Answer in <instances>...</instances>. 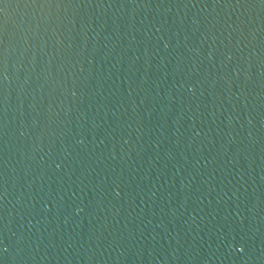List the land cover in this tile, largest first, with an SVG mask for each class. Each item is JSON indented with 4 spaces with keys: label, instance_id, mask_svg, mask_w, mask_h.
<instances>
[{
    "label": "water",
    "instance_id": "obj_1",
    "mask_svg": "<svg viewBox=\"0 0 264 264\" xmlns=\"http://www.w3.org/2000/svg\"><path fill=\"white\" fill-rule=\"evenodd\" d=\"M6 2L0 264H264L260 0Z\"/></svg>",
    "mask_w": 264,
    "mask_h": 264
},
{
    "label": "snow or ice",
    "instance_id": "obj_2",
    "mask_svg": "<svg viewBox=\"0 0 264 264\" xmlns=\"http://www.w3.org/2000/svg\"><path fill=\"white\" fill-rule=\"evenodd\" d=\"M7 3H8V2H6V0H0V5H2V7H0V13H3V12L5 11L4 6H5ZM260 3H261L262 5H264V0H260ZM0 29H2L3 31L6 32V26H5V25L0 24ZM234 247H235V245H234ZM238 251L241 252V253H243V252L245 251V248H244V247H240Z\"/></svg>",
    "mask_w": 264,
    "mask_h": 264
}]
</instances>
